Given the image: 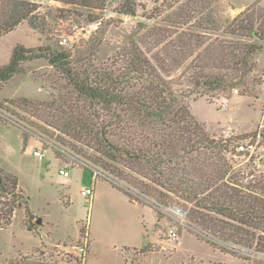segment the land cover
<instances>
[{
    "label": "rangeland",
    "instance_id": "obj_1",
    "mask_svg": "<svg viewBox=\"0 0 264 264\" xmlns=\"http://www.w3.org/2000/svg\"><path fill=\"white\" fill-rule=\"evenodd\" d=\"M31 1L45 31L24 20L1 34L0 67L18 46L38 53L50 43L67 52L76 76L93 83L131 70L134 62L163 84L152 91L154 84L132 80L122 89L126 100L108 110L45 57L23 61L20 72L0 82V173L18 179L16 187L0 181V264H264L257 246L264 210L254 213L262 221L231 220L249 232L238 243L224 240L223 214L204 208L223 205L217 191L223 181L264 182V20L252 17L264 0H136L134 15L119 11L122 0L91 8ZM0 2L1 21L7 1ZM243 12L256 21L259 37L231 33ZM253 42L263 48L251 58L245 84L187 96L201 70L237 74L227 69L233 64L223 59V44L242 55V46ZM165 89L185 95L180 134L130 110L129 94L156 102ZM101 131L121 147L115 159L101 145ZM161 133L177 136L166 156L159 151ZM196 141L202 147L190 148ZM211 141L217 145H205ZM91 187L92 195L83 194ZM257 193L264 197V189Z\"/></svg>",
    "mask_w": 264,
    "mask_h": 264
},
{
    "label": "trees",
    "instance_id": "obj_2",
    "mask_svg": "<svg viewBox=\"0 0 264 264\" xmlns=\"http://www.w3.org/2000/svg\"><path fill=\"white\" fill-rule=\"evenodd\" d=\"M7 1V3L4 5L3 9V15L4 18L0 21V35L3 33H8L13 30L16 26H18L21 22L24 20H28L32 27L39 28L40 30L45 31L44 24H41V21L39 20L38 15H36V10L38 4L35 2H32L31 0H4ZM65 3H72L75 6H81L84 8H91V7H100L105 5V0H62ZM101 2V3H100ZM2 2H0L1 4ZM199 3H206L204 0H200ZM3 6V5H0ZM205 7H201L206 8ZM137 6H136V0H122L121 1V8L120 12L124 14H131L134 15L136 13ZM248 12H243L240 15H238L236 18L233 19L230 26H232L231 33L234 35H240V33H237V31H248L249 34L252 36H258L259 31L255 29V23L256 21L253 20V18H243L246 16ZM258 16L257 18H263L264 20V8H259L255 12L252 13V17ZM243 18V19H242ZM251 19V20H249ZM246 25H245V22ZM261 40H264V33L260 35ZM264 45V44H263ZM262 44H259L257 42H253L247 47L244 45L242 46L244 49V53L242 55H239L235 52V49H230L229 46L226 44H223V59L225 60L227 57H229V61L227 63L233 64L227 65L228 68H234L235 71L237 70V74L233 76H228V74L221 73L219 71H202L198 72L195 77V79H198L197 82H195V87L193 91H188L187 96H191L192 94L196 93L197 91H217L219 89L223 90H232L237 85L245 84V77L248 75L246 72L248 69V66L251 65L250 61L251 58H253V55L259 51L261 48H263ZM238 47V46H237ZM241 47V49H242ZM247 49V50H246ZM39 57H45L51 65L56 67L57 69L64 71L67 73V76L71 78L73 81L75 89L79 92L84 94L85 96L89 97L93 101L100 102L99 104L103 108H107L108 110H111L113 105H122V103L126 100L125 97L122 96V89L129 85V83L132 80H145L149 82V84H154L153 88L150 90L156 91L159 85H162L155 76L150 75L151 73L146 70L145 68H136V65L133 63L131 70H128L124 73H121L120 75H117L116 77L111 76L112 73H105L104 79H102V82L97 84L98 82H92L85 78H80L79 76H76L75 70H73L70 67V62H68V54L66 51H61L59 49H56L55 47H52V45L49 43L45 47H40V52L36 53L35 49L32 48H26L24 46H18L14 49L13 55L11 57V60L8 64L0 67V82L7 81L10 79L13 75L20 72L21 70V63L28 59L33 58H39ZM139 62H143L142 59L137 57ZM223 60V61H224ZM136 61V59L134 60ZM136 63V62H135ZM149 64V63H148ZM146 66V65H145ZM238 66V67H237ZM202 65H200L201 69ZM207 67H212L207 65ZM237 67V68H236ZM134 68H136L135 71ZM226 68V67H223ZM203 70L205 69L202 68ZM109 83V84H108ZM194 84V83H193ZM129 94V93H127ZM185 97L184 94L179 95L176 92L171 91L170 89H165L163 91V97L161 101H158L157 98L155 99L156 102L139 99L137 97L136 99L133 97V95L129 94V98L132 100L129 101V107L130 110L133 111V117H135L136 114H142L146 116V118L155 117L162 121V123L169 129L174 131H178L177 133L183 132V122L184 120L180 117V113L183 114L181 106L184 107V101L183 98ZM146 99V98H145ZM165 99H169L165 100ZM134 100H138L139 102H134ZM179 106V107H178ZM177 108L179 111H173L172 108ZM139 111V113L135 112V110ZM142 111V112H141ZM135 112V113H134ZM139 114V115H140ZM141 117V115H140ZM70 122L69 124H72ZM171 132V131H170ZM169 132V133H170ZM176 133V134H177ZM163 135V141L159 145V151L163 155H167L170 151L174 150L176 146L174 144L176 143L177 136H173L171 134L170 137L166 138V135L164 133H161ZM99 137L101 140V145L103 148H105L106 153L110 158L115 159L116 154L120 152L121 147H117L115 145H112L109 137H107V133L105 131H101L99 133ZM204 141H196L192 146L190 145V148H200L202 147ZM214 141H211L209 143H205V145L209 146H216L217 144H214ZM219 147L228 148L227 143L220 144ZM191 149L188 150L190 152ZM178 152V151H177ZM184 152V150L182 151ZM173 156L177 153H171ZM261 163L264 165V158H262ZM2 176L4 178H2ZM224 178V177H223ZM8 179H11L13 181V187L17 185V177H9V175H4L0 173V181H7ZM216 182V181H215ZM235 182V183H233ZM238 182V181H237ZM235 184V185H233ZM241 184V185H240ZM236 184V181H223V185H220L217 187V191L223 192V205L221 207L215 206L209 207L207 204L204 205L205 209H214L217 210L218 213L223 214V219L220 220V226L221 222H223V229H226L228 231H231V234L224 232L223 235L224 240L226 241H233V242H241L242 240H245L244 236L248 235L249 232L244 231V227H238L237 225L233 224L231 220L237 221L241 224H245L248 222V220L254 218L258 219V221H262L259 219V215H255V209H261L264 210V197H259V194L257 193V190L264 189V182L263 181H257L256 184L252 185L249 184L248 186H243L242 183ZM172 190V189H169ZM244 194V195H243ZM241 197V198H240ZM263 217V216H262ZM261 217V218H262ZM214 224V220H210ZM218 222H216V225ZM243 226V225H242ZM233 228L235 230H233ZM258 228L263 230L264 232V225L263 222L258 224ZM227 233V234H226ZM251 234V233H250ZM249 236V235H248ZM250 237V236H249ZM255 238V234H252V239ZM257 246L258 249L261 251H264V235H259L257 237Z\"/></svg>",
    "mask_w": 264,
    "mask_h": 264
},
{
    "label": "built area",
    "instance_id": "obj_3",
    "mask_svg": "<svg viewBox=\"0 0 264 264\" xmlns=\"http://www.w3.org/2000/svg\"><path fill=\"white\" fill-rule=\"evenodd\" d=\"M225 106H228L227 104H225ZM34 154L38 157V158H40V159H42L43 157H44V153L41 151V150H35L34 151ZM60 173L61 174H63V175H65V176H68L69 175V171L68 170H66V169H61L60 170ZM97 174H98V172H97V170L94 172V175H93V178H96V176H97ZM93 185H94V182H93ZM93 188L91 187V188H87L85 191H83V194H85V195H92L93 194ZM174 211H175V213L179 216V217H182V218H185L186 216H185V214L187 213L186 211H184V210H182L181 208H179V207H177V206H174ZM171 234H172V236H175L176 235V232L175 231H171ZM79 248H80V251H84L85 250V248L84 247H80V246H78Z\"/></svg>",
    "mask_w": 264,
    "mask_h": 264
},
{
    "label": "water",
    "instance_id": "obj_4",
    "mask_svg": "<svg viewBox=\"0 0 264 264\" xmlns=\"http://www.w3.org/2000/svg\"><path fill=\"white\" fill-rule=\"evenodd\" d=\"M39 222H41V219H39Z\"/></svg>",
    "mask_w": 264,
    "mask_h": 264
}]
</instances>
